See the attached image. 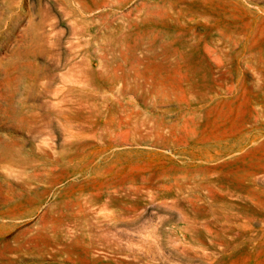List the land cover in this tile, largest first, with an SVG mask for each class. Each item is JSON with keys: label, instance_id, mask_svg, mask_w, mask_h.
Wrapping results in <instances>:
<instances>
[{"label": "rangeland", "instance_id": "374dc122", "mask_svg": "<svg viewBox=\"0 0 264 264\" xmlns=\"http://www.w3.org/2000/svg\"><path fill=\"white\" fill-rule=\"evenodd\" d=\"M0 264H264V0H0Z\"/></svg>", "mask_w": 264, "mask_h": 264}, {"label": "bare ground", "instance_id": "6f19581e", "mask_svg": "<svg viewBox=\"0 0 264 264\" xmlns=\"http://www.w3.org/2000/svg\"><path fill=\"white\" fill-rule=\"evenodd\" d=\"M252 42V41H251ZM236 46V45H235ZM247 64V63H246ZM247 66V65H246Z\"/></svg>", "mask_w": 264, "mask_h": 264}]
</instances>
